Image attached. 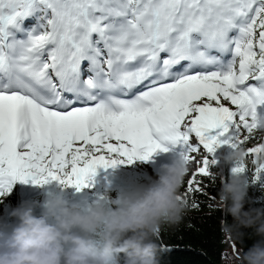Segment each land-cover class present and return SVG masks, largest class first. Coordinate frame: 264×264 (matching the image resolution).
Returning <instances> with one entry per match:
<instances>
[{"label": "snow or ice", "instance_id": "snow-or-ice-1", "mask_svg": "<svg viewBox=\"0 0 264 264\" xmlns=\"http://www.w3.org/2000/svg\"><path fill=\"white\" fill-rule=\"evenodd\" d=\"M260 110L264 0H0V197L17 181L79 191L164 144L197 165L190 197L217 148L259 139Z\"/></svg>", "mask_w": 264, "mask_h": 264}, {"label": "clouds", "instance_id": "clouds-1", "mask_svg": "<svg viewBox=\"0 0 264 264\" xmlns=\"http://www.w3.org/2000/svg\"><path fill=\"white\" fill-rule=\"evenodd\" d=\"M260 127L264 131V122ZM248 157L245 144L224 156L235 167L215 199L233 218L232 224L222 220L225 236L243 241L241 229L251 228L260 239L226 264H264V208L245 210L249 178L233 171L249 163ZM260 165L264 152L255 158ZM189 171L190 162L180 153L160 166L157 179L121 190L116 198L106 195L82 206L53 192L42 204L23 201L11 208L9 219L0 217V264H160L165 251L157 243L160 228L179 223L191 210L181 193Z\"/></svg>", "mask_w": 264, "mask_h": 264}, {"label": "trees", "instance_id": "trees-1", "mask_svg": "<svg viewBox=\"0 0 264 264\" xmlns=\"http://www.w3.org/2000/svg\"><path fill=\"white\" fill-rule=\"evenodd\" d=\"M263 132L261 130L256 131L254 135L259 137V139H250L245 143L246 147L249 148L264 142V139L261 138V133ZM221 147L222 164L218 161L219 164L216 162L214 165H210L209 171L211 175L198 177L203 189L202 192H196L190 197L184 196L187 181L192 173L188 178L185 177L181 193L188 200L191 210L183 215L179 223L163 225L160 228L157 243L161 248L165 249L159 254L160 264H226L230 255L239 256L240 253L246 252L260 239V237L253 234L254 230L251 228L241 229L245 233L243 241L227 237L221 230L222 220L232 224L233 218L230 214L222 213L217 205L212 204V201L218 198L222 188L221 181L227 182L232 174V168L235 167V165L226 163L224 160V156L233 149L231 144H222ZM218 151L219 148H217L216 152ZM119 159L123 160V162L117 163L112 169L108 170L110 177H127V173L123 170L128 166L132 167L134 165V161L128 163L127 158L121 157ZM252 159V156L248 157L249 163L246 164V170L243 173L249 178L250 185L246 198L250 203L245 204V210L249 207L264 208V175L258 182L253 180L255 166L250 162ZM139 182L147 184L152 182V180L150 177L140 174ZM51 185L52 181L44 185H38V196L27 197L26 199H23L22 194H18L13 186L8 194L0 197V217L9 219L7 214L11 208L20 205L23 201H34L42 204L47 198V196L42 194L45 186H49L52 189L49 194L58 192L60 188L66 186L61 183L58 186ZM131 187L134 186H129L128 188ZM119 192L111 190L108 193H103L100 195L99 200L104 199L106 195L116 198ZM193 201H195L196 207H193ZM38 208L36 209L37 214L39 212Z\"/></svg>", "mask_w": 264, "mask_h": 264}, {"label": "rangeland", "instance_id": "rangeland-1", "mask_svg": "<svg viewBox=\"0 0 264 264\" xmlns=\"http://www.w3.org/2000/svg\"><path fill=\"white\" fill-rule=\"evenodd\" d=\"M38 20L36 17L28 18L25 20V25L30 21ZM39 22V20H38ZM36 25H33V27ZM32 27V28H33ZM243 135V134H242ZM261 138L264 139V132L261 133ZM172 146L171 151H168L163 156L154 157L153 155L148 160H142V159H134L133 163L134 165L132 167L128 166L125 171L127 173V177H110L108 174V170L112 169V167L108 168H97L95 179L89 181V186L84 187L77 191V189L74 186H64L58 190V193H62L66 199H68L71 202L80 203L82 206H86L90 203L99 201L100 195L103 193H108L111 190H115L117 192L128 189L129 186H136L138 184H142V182H139V175L143 174L148 177L152 181L157 179V172L160 168V166L164 163H169L173 158H175L177 155H179L184 149L180 146ZM222 149L219 148L218 152H215L214 154L209 156V159H214L216 162L220 161V164H222ZM197 156L198 158H202L204 155V152L201 151L199 154H193ZM219 164V162H218ZM196 163H190V171L189 174L186 176L188 178L191 173H193L196 170ZM112 172V171H109ZM129 176V177H128ZM58 181H52L51 186H58ZM14 189L18 194H22L23 199H26L27 197H35L38 196L37 191V184H33L32 182L28 183H21L17 181L14 185ZM52 189H50L49 186H45L42 190V194L44 196H48V194L51 192ZM213 205H216V200L212 201ZM38 211H40V208H38ZM39 214V212H38Z\"/></svg>", "mask_w": 264, "mask_h": 264}]
</instances>
